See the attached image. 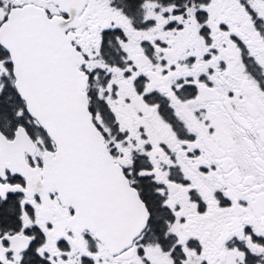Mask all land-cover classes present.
<instances>
[{
  "label": "snow or ice",
  "instance_id": "obj_1",
  "mask_svg": "<svg viewBox=\"0 0 264 264\" xmlns=\"http://www.w3.org/2000/svg\"><path fill=\"white\" fill-rule=\"evenodd\" d=\"M0 264H264V0H0Z\"/></svg>",
  "mask_w": 264,
  "mask_h": 264
}]
</instances>
